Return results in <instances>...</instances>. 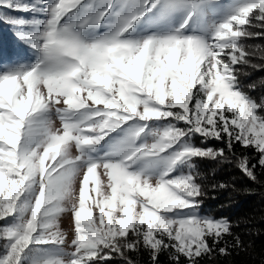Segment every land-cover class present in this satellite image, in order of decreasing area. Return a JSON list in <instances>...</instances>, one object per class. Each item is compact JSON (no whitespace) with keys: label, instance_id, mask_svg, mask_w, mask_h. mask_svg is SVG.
I'll list each match as a JSON object with an SVG mask.
<instances>
[{"label":"snow or ice","instance_id":"snow-or-ice-1","mask_svg":"<svg viewBox=\"0 0 264 264\" xmlns=\"http://www.w3.org/2000/svg\"><path fill=\"white\" fill-rule=\"evenodd\" d=\"M0 9L32 14L0 19L34 57L0 48V264H201L243 247L227 217L201 214L200 168L264 169V96L242 79L264 69L247 43L264 37V0Z\"/></svg>","mask_w":264,"mask_h":264},{"label":"trees","instance_id":"trees-1","mask_svg":"<svg viewBox=\"0 0 264 264\" xmlns=\"http://www.w3.org/2000/svg\"><path fill=\"white\" fill-rule=\"evenodd\" d=\"M19 2L32 3V0H19ZM0 14L23 19H29L32 15L27 12L9 13L7 9H0ZM253 31H259V29H253ZM247 43L264 47V37ZM9 44L18 46L26 53L23 63L28 64L34 61L31 50L20 43L13 28L0 19V48ZM254 62L260 63L258 59ZM245 71L249 73V76L242 77V79L256 86V91L252 95L259 100L261 96H264V83H261L264 81V69L254 71L246 68ZM216 146L219 147V145ZM241 154L242 151L237 148V155ZM249 155L251 157V154ZM229 158L232 163L201 166L200 182L208 193L207 197L203 198L201 213L215 217H227L232 222L233 232L241 237L243 247L230 249L231 254L226 256L215 253L210 258L202 257L201 264H264V169L259 167L256 169L258 182H252L237 170L235 158L231 156ZM252 159L255 162V159ZM221 183L227 185L226 190L218 187ZM213 184L217 185L214 191L210 188ZM213 195L215 199L211 198ZM227 239L231 240V237ZM131 258L136 264H151L150 258L145 253H133ZM113 264H120L119 258H116ZM159 264H171L168 253H161Z\"/></svg>","mask_w":264,"mask_h":264},{"label":"rangeland","instance_id":"rangeland-1","mask_svg":"<svg viewBox=\"0 0 264 264\" xmlns=\"http://www.w3.org/2000/svg\"><path fill=\"white\" fill-rule=\"evenodd\" d=\"M32 2H34V0H32ZM197 143H198V141H197ZM202 214V213H201ZM69 225H70V220H69V218H67V217H63L62 218V228L64 229V230H68V228H69Z\"/></svg>","mask_w":264,"mask_h":264}]
</instances>
